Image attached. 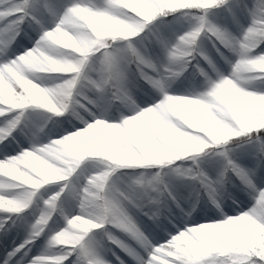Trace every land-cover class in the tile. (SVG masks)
<instances>
[{"label":"snow or ice","instance_id":"1","mask_svg":"<svg viewBox=\"0 0 264 264\" xmlns=\"http://www.w3.org/2000/svg\"><path fill=\"white\" fill-rule=\"evenodd\" d=\"M0 264H264V0H0Z\"/></svg>","mask_w":264,"mask_h":264}]
</instances>
